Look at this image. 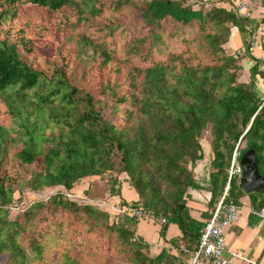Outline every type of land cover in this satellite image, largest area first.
Masks as SVG:
<instances>
[{
  "label": "trees",
  "instance_id": "obj_1",
  "mask_svg": "<svg viewBox=\"0 0 264 264\" xmlns=\"http://www.w3.org/2000/svg\"><path fill=\"white\" fill-rule=\"evenodd\" d=\"M224 2L0 0L3 264H162L165 249L149 256L135 236L139 220L66 193L99 177L110 197L120 196L124 175L138 201L122 206L145 208L195 242L203 223L190 216L185 193L195 185L191 168L203 158L205 132L213 155L209 208L243 141V153L256 147L264 176V100L239 80V55L224 49L250 22L217 6ZM43 13L59 17L37 25ZM72 28L82 32L76 48L66 44ZM57 187L10 219L16 192ZM241 195L264 208V194L244 193L232 177L226 201Z\"/></svg>",
  "mask_w": 264,
  "mask_h": 264
},
{
  "label": "crops",
  "instance_id": "obj_2",
  "mask_svg": "<svg viewBox=\"0 0 264 264\" xmlns=\"http://www.w3.org/2000/svg\"><path fill=\"white\" fill-rule=\"evenodd\" d=\"M195 1L208 0H188L192 3ZM241 3L249 6L246 10L250 14L249 26L246 31L234 29L224 49L228 55H239L241 67L239 80L250 84L257 97L264 100V0H226L217 6L235 8ZM250 40L251 46L248 48ZM201 146L204 150L203 158L191 168L195 185L186 191L185 200L190 216L204 224L212 211L208 204L211 197L210 173L213 155L210 139L208 142H201ZM120 181V196L110 197L106 181L99 177L83 180L73 189V196L83 201L88 200L87 202L91 204L101 203L107 213L115 212L126 207L121 205L122 200L128 205L138 201L136 191L129 185L124 175L120 176ZM238 201L242 206L240 216L224 231L226 245L224 256L231 264H264V217L251 213L253 206L249 196L241 195ZM135 236L147 243L146 251L149 256H154L165 249L167 254L162 264H187L189 256L183 249H191L195 243L190 239H184L177 225L161 220H139L135 226Z\"/></svg>",
  "mask_w": 264,
  "mask_h": 264
},
{
  "label": "built area",
  "instance_id": "obj_3",
  "mask_svg": "<svg viewBox=\"0 0 264 264\" xmlns=\"http://www.w3.org/2000/svg\"><path fill=\"white\" fill-rule=\"evenodd\" d=\"M249 6L241 3L233 8V11L241 17L247 18L250 14L246 11ZM240 146L235 147L230 165L228 168V182L226 184L223 195L220 197L214 209L210 212L209 218L204 222L200 229L198 237L195 239L193 248L183 249V252L189 256L187 264H231L225 258V229L235 223L240 216L242 206L234 201H226V195L229 189V181L232 177L240 180L242 169L240 166ZM126 213L130 218L138 221L141 219H153L151 211L142 207H123L115 211ZM253 215L264 217V208H251ZM115 215V214H113ZM165 222V219H161Z\"/></svg>",
  "mask_w": 264,
  "mask_h": 264
},
{
  "label": "rangeland",
  "instance_id": "obj_4",
  "mask_svg": "<svg viewBox=\"0 0 264 264\" xmlns=\"http://www.w3.org/2000/svg\"><path fill=\"white\" fill-rule=\"evenodd\" d=\"M110 1V0H108ZM192 3V2H191ZM57 17H59V15H53L52 17H50V19L47 17V14L46 13H43V16H39V20L36 21V24L39 25L40 24V21H43L45 24L47 25H51V21L56 19ZM125 21L122 20V23H124ZM84 30V29H83ZM82 30V31H83ZM96 29H92L91 32H90V35L92 36L93 35V32L95 31ZM82 33L80 30H78V28H72L68 33H66V36L68 35V41L66 42L67 46H70V47H74L76 48L77 47V40H76V37L75 35L77 34H80ZM93 38H95V36L93 35L92 36ZM116 42L118 43V40H116ZM90 50H88L87 48L83 51V53H80L79 54V59L81 60V63L83 64L84 62H87L88 61V57L90 55ZM4 106H2L0 104V114H1V111L3 109ZM1 116V115H0ZM208 138V139H207ZM209 134L207 132H205L203 134V138L201 140L202 143H204V141H209ZM247 147V143L245 141H243L240 145V153L242 154L244 149ZM203 153H204V150H203ZM63 190L62 187H57L53 190H44V191H40V192H33V191H30L29 189L25 188L23 189L21 192H16L14 194V200H15V203L11 205L10 207V219H14L15 216L18 214V213H21L24 209H26L27 207L37 203L38 201L40 200H46L49 196L55 194L57 191H61ZM67 197H69L70 199H73V200H77L78 202H87L88 200H81V199H78L77 197L73 196L74 194H69V193H66ZM87 203H90V202H87ZM91 204V203H90ZM95 206H98L102 209L103 206L101 203H97L95 202V204H93ZM110 216L113 215V214H116V212H111L109 213ZM5 261V258H0V264H3Z\"/></svg>",
  "mask_w": 264,
  "mask_h": 264
},
{
  "label": "water",
  "instance_id": "obj_5",
  "mask_svg": "<svg viewBox=\"0 0 264 264\" xmlns=\"http://www.w3.org/2000/svg\"><path fill=\"white\" fill-rule=\"evenodd\" d=\"M242 174L239 185L244 193L264 194V176L260 174L256 147H251L240 157Z\"/></svg>",
  "mask_w": 264,
  "mask_h": 264
}]
</instances>
